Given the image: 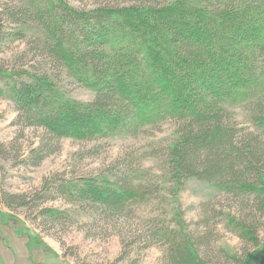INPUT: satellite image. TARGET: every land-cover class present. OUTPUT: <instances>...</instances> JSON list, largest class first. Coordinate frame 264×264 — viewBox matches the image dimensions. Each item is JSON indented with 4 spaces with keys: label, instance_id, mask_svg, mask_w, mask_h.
Segmentation results:
<instances>
[{
    "label": "trees",
    "instance_id": "obj_1",
    "mask_svg": "<svg viewBox=\"0 0 264 264\" xmlns=\"http://www.w3.org/2000/svg\"><path fill=\"white\" fill-rule=\"evenodd\" d=\"M12 33L24 47L0 63V96L14 104L20 138L29 127L37 136L28 149L14 148L21 166L40 165L63 139L137 135L166 120L175 127L158 151L161 177L125 152L108 171L4 193L7 207L28 208L48 229L81 224L89 238L112 232L106 239L118 236L124 256L156 247L163 264H264V0H5L0 41ZM67 83L92 99L72 98ZM10 152L0 143L1 158ZM189 179L212 190L193 226L171 219L167 204L148 205L166 182ZM57 197L86 218L73 207H43ZM223 233L238 247L220 248Z\"/></svg>",
    "mask_w": 264,
    "mask_h": 264
},
{
    "label": "rangeland",
    "instance_id": "obj_2",
    "mask_svg": "<svg viewBox=\"0 0 264 264\" xmlns=\"http://www.w3.org/2000/svg\"><path fill=\"white\" fill-rule=\"evenodd\" d=\"M4 1L1 0L0 3ZM72 4L78 8L95 5L93 2ZM6 25L11 32L16 28L10 22ZM10 30L5 31L10 33ZM14 35L12 33V36L0 41V63H11L13 56L24 47V43ZM66 88L69 95L76 100L89 101L93 97L90 90L76 83H67ZM237 113L238 124L246 123L244 108H237ZM173 123L172 120H166L155 128H144L137 135L122 133L115 137L99 138L100 140L96 139L91 143L63 139L61 149L48 156L40 165L21 166L16 159L18 152L14 148L20 147V151L28 149L37 136L34 129L29 127L24 128L20 138L22 132L16 124L14 104L0 96V143L11 150L6 159L0 157V264H163L162 253L156 247L143 250L136 246L129 256H124L118 236L113 235L106 239L112 233L109 231L96 238H89L81 230V224L66 227L58 225L57 229L56 226H51L48 229V226L42 224V220H32L28 208L16 205L7 207L2 195L40 192L45 181L49 182L58 177L57 175H62L64 179H76L108 171L116 157L124 155L125 152L143 159L145 168L142 171H146L147 175L161 177L160 171L166 169L161 170L159 167L162 162L158 151L174 139ZM78 129L84 131L81 126H77L76 130ZM88 149H91L90 154L87 153L82 158L75 157L76 161L73 159V153L81 154ZM162 187L160 194L163 197L154 195L155 201L149 200L148 205L151 208H154L155 202L169 205L166 211L169 217L172 219L176 215L178 220L182 219L183 227L193 226L198 202L212 191L209 186L190 179L177 184L166 182ZM142 205H145L144 202ZM43 207H73L80 219L86 218L82 208L67 204L59 197L45 201ZM133 212H137V207L133 208ZM129 216L134 218L133 215ZM136 217L140 218L138 214ZM238 245L239 240L229 233H223L218 241V246L224 250H234ZM261 256L260 259L264 260V252Z\"/></svg>",
    "mask_w": 264,
    "mask_h": 264
}]
</instances>
